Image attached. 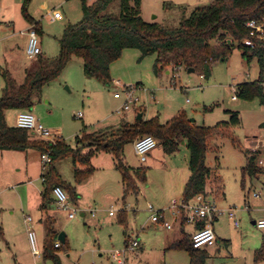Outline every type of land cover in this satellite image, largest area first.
<instances>
[{
  "label": "rangeland",
  "instance_id": "374dc122",
  "mask_svg": "<svg viewBox=\"0 0 264 264\" xmlns=\"http://www.w3.org/2000/svg\"><path fill=\"white\" fill-rule=\"evenodd\" d=\"M212 1L142 0L141 15L145 22L177 29L182 19L189 17L196 7L206 6ZM23 2L0 0V70L12 68L19 86L24 83L27 71L38 68V58H27V38L21 34L27 25L21 12ZM94 2L96 0H89L90 5ZM120 10L121 2L116 0L106 13L119 15ZM28 12L40 23L41 57L44 60L58 57L59 40L66 26L76 24L83 18L81 0H31ZM55 12H60L62 18L54 19ZM8 22L13 23L15 28H8ZM14 32L16 35L13 37ZM7 36H12L10 41L5 39ZM243 52L240 43L235 42L225 60L211 62L209 73L204 72V69L189 72L186 68L177 71L170 67L157 76L154 71L155 56L143 58L138 50L126 49L120 60L111 66L110 85L86 77L82 60L73 56L61 75L36 94L32 113L55 138H61L67 145L76 148L77 137H82L84 133L118 130L127 123L133 124L137 119L136 114L142 111H145L146 119H157L162 124L184 111L197 126L205 127L229 122L230 114L227 111L238 112L240 123L229 126L228 132L233 134L240 146L231 138L224 137L227 131L223 129L220 135L210 140V151L206 157L207 166L211 170L206 197L223 212L219 220L214 222L218 240L215 247H209L211 259L208 263L264 264V257L256 260L255 255L256 251L264 247V231L252 224L253 220L260 219L259 209L264 201V176L260 180L246 177L243 185L242 174V169L247 165L246 152H250V148L255 145V137L264 126V103L258 98L246 100L236 95L240 84L256 81L260 72L257 60L248 63ZM116 81L122 87L114 84ZM4 85L2 80L0 91ZM131 86L137 88L135 95L139 97L141 107L120 113L118 111L123 106V100L116 99L114 94L122 91L123 87ZM79 113L82 114L81 118L77 116ZM16 116V111L9 112L6 117L9 126H15ZM32 139L48 142L37 136H32ZM132 145L125 147L124 163L136 169L145 167L147 182L139 186L142 193L129 194L125 204L122 176L115 168L111 154L98 153L93 157L92 167L95 172L81 186L75 181V170L81 168L79 164L75 165L69 156L54 161L53 166L60 178L81 194L79 206L62 187L70 198V209L76 210L75 219H70L68 212L60 209L55 201L48 206L49 214L56 219L55 229L59 235H66L65 244L59 240V235L56 238L61 247L55 250V254L60 257L62 264H114L111 252L123 250L127 236L138 238L141 246L134 253L128 254L126 264L190 263L185 251L165 249L167 241L176 231H180L179 223L174 225L173 230H168L161 224L153 223L152 212L148 210V205H152L155 211L163 210L168 222L171 220V202L180 201V196L168 195L163 202L157 198L169 171L172 170L174 174L175 168H187L189 173V149L181 144L176 153L169 155L158 145L151 155H147V161L141 163ZM150 156L154 158L153 161ZM36 158L37 154L33 153L28 161L35 162ZM157 160L162 162L155 164ZM9 164L6 167L8 175L0 168V177L9 181L10 188L14 187L3 189L7 183L0 184V264H55L52 259L45 258L44 254L47 221L53 218L47 219L34 206L37 192L44 189L43 182L33 179L31 174L37 173L33 168L29 172L31 179H26L25 184L21 183L24 187L18 189L15 186L24 174V169L19 176V167H16L19 163ZM166 165L171 170L168 171ZM28 180L33 181V185L28 184ZM255 193L259 195L258 198L254 197ZM248 204L252 207L250 212L242 209ZM231 209L236 212L239 227H235L234 221L228 216ZM83 211L85 216H82ZM92 211L96 212L95 217ZM110 212L114 215L110 216ZM28 216L34 221L32 225L38 237L41 259L35 258L32 253L28 237L30 225L25 222Z\"/></svg>",
  "mask_w": 264,
  "mask_h": 264
},
{
  "label": "trees",
  "instance_id": "16d2710c",
  "mask_svg": "<svg viewBox=\"0 0 264 264\" xmlns=\"http://www.w3.org/2000/svg\"><path fill=\"white\" fill-rule=\"evenodd\" d=\"M116 0H96L92 5L89 0H81L83 18L76 24L66 26L59 40L60 53L56 59L37 60L38 68L26 72L22 85H17L7 72L1 77L5 82L0 91V151L35 150L40 154L49 153L52 163L44 175L45 190L42 193L41 210L47 211L53 202L51 192L54 186L64 187L73 201L79 198L76 188L66 184L56 168L54 161L62 157H71L75 165L81 168L75 170L76 184H82L95 172L92 159L98 153L111 154L115 168L121 173L124 190L123 201L129 194L138 195L139 186L147 182V169L130 168L125 165V147L144 136H152L161 145L166 154H174L182 142L190 152V177L185 185L183 201L192 202L196 196H208L207 187L211 179V170L207 166L206 157L210 151L209 142L225 129L224 137L231 138L240 146L233 134L228 132L229 126L240 123L239 113L227 111L229 122L213 127L197 126L187 114L182 111L162 124L157 119L139 120L133 124H125L118 130H106L98 133H84L77 137L78 146L73 148L62 139L56 144L45 141H35L28 130L9 126L6 112L10 110L32 111L34 98L44 86L56 80L71 58L77 56L82 60L86 77L104 84L112 83L111 66L120 60L126 49H136L141 57L155 56L154 71L157 76L170 67L179 71L186 69H204L210 72L213 61L225 60L231 53L235 42L240 43L244 50L243 57L248 63L254 59L259 65V77L254 82H244L238 86L237 96L250 100L258 98L264 103V49H251L243 42L251 39L246 24L250 20L264 17V0H214L206 6L196 7L189 17H184L180 27L168 29L162 24L145 22L141 15L142 0H120L119 15L106 13ZM31 0L22 4L23 18L36 29L38 35L42 32L40 23L28 12ZM247 154V165L242 169L243 185L246 177L259 179L264 176V170L257 166V155ZM45 241V258L52 259L55 264H62L55 250L56 238L59 233L55 229L54 220L47 221ZM126 223V221L124 220ZM204 224L199 223L198 228ZM1 229V228H0ZM65 244V241L63 242ZM170 249L185 251L190 259L189 264H207L208 252L196 249L192 237L185 236L182 241L172 244ZM256 260L264 257V247L256 251Z\"/></svg>",
  "mask_w": 264,
  "mask_h": 264
},
{
  "label": "built area",
  "instance_id": "2783aa9c",
  "mask_svg": "<svg viewBox=\"0 0 264 264\" xmlns=\"http://www.w3.org/2000/svg\"><path fill=\"white\" fill-rule=\"evenodd\" d=\"M54 19H61L62 15L60 12L54 13ZM247 29L250 31L251 39L246 40L243 44L251 49L261 48L264 49V17L259 20H250L246 24ZM28 35V45L26 48L27 58L34 60L42 54L41 40L35 28H31L27 31ZM114 84L121 86L119 81ZM262 86L264 88V79L262 81ZM2 87V82L0 79V88ZM136 87H123L122 91H118L114 94L116 99L123 100V106L118 111L120 113L134 111V108L141 107L140 99L135 95ZM237 95V94H236ZM79 118L82 114L77 115ZM16 127L28 130L32 135L40 137L43 140H47L49 143L56 144L61 138H55L53 133L44 127V125L39 121V119L32 113V111L22 110L16 116ZM53 138V139H52ZM51 139V140H50ZM256 143L250 148L251 154L257 155V166L264 170V126L262 127L260 134L255 137ZM158 146V141L152 136H144L137 139L133 143L135 154L139 157L142 163L147 161V155ZM41 161L43 165L42 180L44 181V175L46 169L52 163V157L49 153L41 154ZM53 196L58 207L64 211L68 212V217L74 219L76 217V210H71V201L65 190L56 186L53 188ZM254 197H259L258 194H254ZM247 209V208H246ZM149 212H152L151 221L155 224H161L166 229L170 230L173 228V224L168 222L165 218L163 211H155L152 205H148ZM170 210L172 215L175 217L177 215L184 214L185 222L188 224L198 225L203 223V228H197V230L192 234L193 246L196 249H205L212 246L216 242V235L213 227L214 219L221 215V212L214 204L210 203L206 197L203 195H198L195 199L186 203L183 200L177 201L173 200L171 202ZM95 211L92 212L94 216ZM113 216V212H110ZM228 216L234 221L235 227L240 226V221L237 218L235 210L231 209L228 211ZM26 222L30 225L28 227V237L30 240L33 256L37 259H41L42 255L40 252V245L38 242L37 234L32 226V218L27 217ZM255 226L264 231V217L255 222ZM61 246L60 242L55 244L56 248ZM140 242L138 238H130L126 243L123 250H114L111 252L112 261L116 264H126L128 261V254H132L138 249Z\"/></svg>",
  "mask_w": 264,
  "mask_h": 264
},
{
  "label": "crops",
  "instance_id": "0c3cea01",
  "mask_svg": "<svg viewBox=\"0 0 264 264\" xmlns=\"http://www.w3.org/2000/svg\"><path fill=\"white\" fill-rule=\"evenodd\" d=\"M142 7V6H141ZM21 9H22V5H21ZM23 16V15H22ZM5 16L3 15V18H4ZM26 21V20H25ZM26 23H27V25H26V28H25V31H21V34L24 36V37H26L27 38V41H26V48H27V45H28V35H27V31L29 30V29H31V28H34V26L33 25H30L27 21H26ZM6 26L8 27V28H15V25L13 24V23H10V22H8L7 24H6ZM16 35V33L14 32V34L12 35L13 37ZM12 36H7L5 39H7V40H9L10 41V38L12 37ZM4 39V40H5ZM40 56H42V54L40 55ZM39 56V57H40ZM38 57V58H39ZM37 62V61H36ZM3 72H7L10 76H11V78L12 79H14V81L17 83V85H18V82L16 81V79H15V74H14V72H13V70H12V68H10V69H7V70H0V79H1V82H2V77H1V74L3 73ZM10 111H14V110H10ZM10 111H7L6 112V117H7V115L9 114V112ZM21 111V110H20ZM19 110L18 111H16V113H17V115H18V113L20 112ZM136 114V113H135ZM139 114H142V120H148V119H146L145 118V111H142L141 113H138V114H136L137 115V118H138V115ZM16 122V121H15ZM15 126H16V123H15ZM108 129V128H107ZM182 144H184V145H186V142H182ZM159 145V144H158ZM133 146V145H132ZM134 148V147H133ZM157 148V147H156ZM155 148V149H156ZM153 151V150H152ZM151 151V152H152ZM135 152V151H134ZM150 152V153H151ZM33 153H36L37 154V160L34 162V161H32V162H29L28 161V158H29V156L30 155H32ZM149 153V155H151ZM137 156V155H136ZM150 160L151 161H153L154 160V158H152L151 156H150ZM158 162H156L155 164H160L162 161L161 160H157ZM11 162L12 163H19V165H17L16 167H19V169L17 170L18 171V174H19V176L21 175L20 173L22 172V169H24V174H22L21 176H20V178H19V182H18V185L17 186H15V187H17L18 189L19 188H22V187H24V186H21L22 184L21 183H23V184H25L26 183V179H31L30 177H29V175L31 174V173H29L30 172V170H33V168H35L36 169V174H34V173H32L31 175L33 176V179L35 180V181H38L39 179L40 180H42V173H43V165H42V161H41V154H40V152H38V151H35V150H28V151H23V152H20V151H0V168H2L3 170H4V172L8 175L9 173H8V171L6 170V167L8 166L7 165V163L9 164H11ZM142 163V162H141ZM10 164H9V166H10ZM129 167V166H128ZM167 169H168V167H167V165L165 166ZM131 168V167H130ZM145 168V167H144ZM169 170H171V167L168 169V171ZM167 171V172H168ZM176 171V172H175ZM172 172V170L171 171H169V173H167V175H166V177H165V181H164V183H163V185H162V188H160V195H159V197L157 198L160 202H163L164 201V199L166 198V197H168V195L169 196H180L179 197V199H180V201H182L183 200V193H184V189H185V185H186V183H187V181H188V179H189V177H190V171H189V173H187V168H183V169H177V168H175L174 169V174H172L171 173ZM89 180V179H88ZM88 180H86L85 182H83L82 184H79V186H81V185H83V184H85ZM257 180H260V179H257ZM42 182H43V185H44V189L43 190H39V192H37V194H38V196H37V200H36V202L35 201H33V202H35L34 203V206H35V209H37V210H40L43 214V216L45 217L46 216V218L48 219V217H50V218H53V220H54V222L56 221V219H55V217L54 216H52V215H50L49 213V209L47 210V211H42L41 210V204H42V193H43V191L45 190V184H44V181L42 180ZM263 182V185H264V180L262 181ZM1 183H7L6 184V186L5 187H2L3 189H14V187L13 188H10V186H11V184H9V181L4 177V178H2V177H0V184ZM33 183V181H31V180H28V184H30V185H33L32 184ZM139 189H140V187H139ZM36 190V189H35ZM34 190V191H35ZM76 192L79 194V198L76 200V201H74L75 202V204H77V205H79L80 206V203H81V200H80V196H81V194L79 193V191L76 189ZM140 193H142L141 192V189H140V192H139V194ZM143 195H144V193H143ZM206 198H208V197H206ZM28 199H29V197H28ZM52 199H53V202L55 201V199H54V196L52 197ZM32 202H30V204H31ZM56 203V202H55ZM54 203V204H55ZM26 206H30L29 204H28V201H26ZM74 204V203H73ZM125 204V203H124ZM247 208V209H246ZM242 209H246V210H248V212H250V211H252V207H251V205L250 204H248V205H245ZM169 210H170V208H169ZM163 211V210H162ZM171 211V210H170ZM259 211H260V219H262L263 217H264V201H263V206L259 209ZM93 212V211H92ZM92 212H91V214H92ZM172 212V211H171ZM109 215H110V213H109ZM170 215V214H169ZM82 216H85V213H84V211H83V213H82ZM93 216V215H92ZM96 216V214L93 216V217H95ZM111 216V215H110ZM28 217H30V216H28ZM76 218V217H75ZM74 218V219H75ZM27 219V218H26ZM26 219H25V222H26ZM167 220V219H166ZM219 220V216L218 217H216L215 219H214V222H216V221H218ZM231 220V219H230ZM259 220V219H258ZM257 220H253L252 221V224L255 226V222H256ZM34 221H33V218H32V223H33ZM169 222L170 223H172L173 224V228L172 229H170V230H173L174 229V225L178 222L179 223V226H180V231H176L175 232V234L167 241V243L165 244V249L166 250H169L170 249V247L172 246V244H174L175 242H178V241H182L183 239H184V237L185 236H189V237H192V234L197 230V228H198V225H194V224H188V223H186L185 222V216H184V214H182V215H177V216H173V215H171V220H169ZM31 223V224H32ZM28 226V225H27ZM33 226V225H32ZM235 226V225H234ZM29 227V226H28ZM213 227H214V223H213ZM256 227V226H255ZM33 228H34V226H33ZM36 232V231H35ZM215 235H216V242H217V240H218V236H217V234H216V232H215ZM38 238V237H37ZM131 238V236H127V238H126V243L128 242V240ZM65 239H66V235H65ZM58 242V241H57ZM56 242V243H57ZM216 242H215V244H213L212 246H209L210 248H213V247H215L216 246ZM140 246H141V244H140ZM139 246V247H140ZM209 247H207V248H205V249H203V250H206L207 252H208V255H209V258H208V260L209 259H211V255H210V248ZM207 260V264H209L208 261ZM128 262V261H127ZM112 263H114V264H116L115 262H113L112 261Z\"/></svg>",
  "mask_w": 264,
  "mask_h": 264
},
{
  "label": "water",
  "instance_id": "95a60500",
  "mask_svg": "<svg viewBox=\"0 0 264 264\" xmlns=\"http://www.w3.org/2000/svg\"><path fill=\"white\" fill-rule=\"evenodd\" d=\"M189 72H194V69H189ZM138 119L141 120L142 119V114L138 115ZM192 122H194V120H192ZM59 240L64 242L65 241V234L64 233H60L59 235Z\"/></svg>",
  "mask_w": 264,
  "mask_h": 264
}]
</instances>
